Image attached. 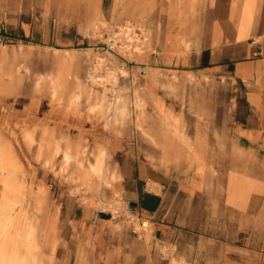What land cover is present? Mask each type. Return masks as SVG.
<instances>
[{"label":"rangeland","instance_id":"obj_1","mask_svg":"<svg viewBox=\"0 0 264 264\" xmlns=\"http://www.w3.org/2000/svg\"><path fill=\"white\" fill-rule=\"evenodd\" d=\"M215 5L0 0V143L18 161L17 213L23 229L31 223L37 229L40 264H264V66L247 80L199 65L215 33ZM127 21L142 28V38L135 28L126 39L131 49L117 45ZM74 76L93 97L70 90ZM53 78L60 79L57 87ZM121 87L129 114L114 122L110 109L94 101ZM140 91L142 107L135 104ZM168 110L177 123L166 122ZM176 128L189 143L170 155L165 134ZM43 139L46 154L39 153ZM57 142L72 148L67 166L62 152L53 155ZM98 156L104 174L115 175L110 185L85 178ZM126 165L132 177L144 173L151 190L162 188L151 173L170 185L165 200L186 214L197 210L198 230L177 235L175 246L152 236L137 215L121 212L117 171ZM174 193L182 196L171 201ZM82 199L94 202L95 211H113L114 219L73 216Z\"/></svg>","mask_w":264,"mask_h":264},{"label":"crops","instance_id":"obj_2","mask_svg":"<svg viewBox=\"0 0 264 264\" xmlns=\"http://www.w3.org/2000/svg\"><path fill=\"white\" fill-rule=\"evenodd\" d=\"M213 17L215 33L209 35L208 48L205 47V51L202 52L198 60L199 65L204 62V67L230 71L234 76L247 80L251 77H259L258 73L261 70L255 67L264 66V0H216ZM217 30L222 35V38L220 35V43H217ZM74 92L77 93V89ZM122 93L125 94L124 90ZM139 94L141 99L138 103L143 106L145 102L142 103L141 100L144 97L141 91ZM100 100L98 96L94 101L95 104L101 105ZM155 103L156 107H162L158 100H155ZM127 109H129L128 101ZM172 118L177 120L168 110L165 114L166 122ZM138 125L140 126V121H138ZM188 143L186 136L183 132H178L177 128L175 135H171L170 131L165 134V151L170 155L178 154L184 146H188ZM117 174L120 177L119 185L122 187L121 202L123 205L120 211L137 215L139 222L146 221L144 227H147L145 225L148 222L152 236H159L165 243L176 246L174 240L177 235H181L182 232L198 230L202 218L197 210H191L186 214V211L181 210L179 205L170 204L168 198L165 200V197H168L170 193V185L160 182L151 173L149 179L162 186L160 191L151 190L148 188L147 182H143L146 180L144 173L141 172L136 177H132L130 165L119 167ZM114 177L115 175L112 178L109 177V180L112 182ZM177 189H182V186L178 185ZM178 195L180 194L176 196L174 193L171 201ZM93 204L95 203L83 201V199L76 201L71 210L73 216L81 211L82 221H89L91 216L97 223L100 221L109 222L114 219L113 211L106 209L95 211ZM165 205L166 209L163 213ZM179 209L180 211H178Z\"/></svg>","mask_w":264,"mask_h":264},{"label":"bare ground","instance_id":"obj_3","mask_svg":"<svg viewBox=\"0 0 264 264\" xmlns=\"http://www.w3.org/2000/svg\"><path fill=\"white\" fill-rule=\"evenodd\" d=\"M74 77V80L70 83L71 86H69L70 90L75 91L77 89V95L86 92L90 97H93L94 95L83 86L78 76ZM88 79L95 81V75L88 74ZM52 83L57 87L60 84V79L53 78ZM76 84L77 86H75ZM99 98L101 99V105L110 109L111 119L114 122L124 120L128 116L127 97L123 95L122 87L118 90L115 89V93L112 96H109L107 93H99ZM140 99L141 97L136 92L135 102L138 107H142L138 103ZM140 120L141 113H138V121ZM175 123H177V120H175ZM47 148L48 143L43 139L39 146V153L46 154ZM58 152L63 153L64 164L66 166L69 165L73 158L72 148L69 146L65 147L57 142L54 145L53 155ZM102 163L101 156H98L95 162L88 167L85 178L92 179L93 177H98L102 184L110 185L111 180L104 174ZM19 171L18 161L13 152L9 147L0 143V185L2 186L0 192V264H40L41 258L39 252L41 245L37 236V229L32 223L30 227L23 229L21 214L17 213V205L20 202L19 197L21 194V184L17 179ZM148 225L149 223L147 222L145 226Z\"/></svg>","mask_w":264,"mask_h":264},{"label":"built area","instance_id":"obj_4","mask_svg":"<svg viewBox=\"0 0 264 264\" xmlns=\"http://www.w3.org/2000/svg\"><path fill=\"white\" fill-rule=\"evenodd\" d=\"M121 27H122L121 31L124 34V40L125 41L124 42H120V40H119V42H117V45L122 46L123 48H128V47H129V49L133 48L131 46V44L129 43V41H126V39L131 35L130 32H132V30L135 29V28L138 29L136 34L140 35V37L142 38L143 37L142 33H141L142 30L140 29V27H138L137 23H133V22H126ZM114 45H115L114 40L111 39L110 42L108 43V46H107L108 47V51L113 50L114 49Z\"/></svg>","mask_w":264,"mask_h":264}]
</instances>
